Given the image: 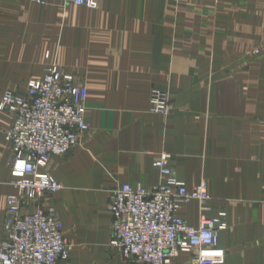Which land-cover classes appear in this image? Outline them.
Wrapping results in <instances>:
<instances>
[{
	"label": "crops",
	"instance_id": "crops-1",
	"mask_svg": "<svg viewBox=\"0 0 264 264\" xmlns=\"http://www.w3.org/2000/svg\"><path fill=\"white\" fill-rule=\"evenodd\" d=\"M50 64L86 86L89 125L47 167L62 185L50 197L70 244L61 264H136L110 245L108 203L123 183H160V155L187 190L205 182L207 217L225 213L222 264H264V0H0V97ZM152 89L167 115L149 112ZM9 123L0 111V243L16 192ZM177 214L197 227L198 201Z\"/></svg>",
	"mask_w": 264,
	"mask_h": 264
},
{
	"label": "built area",
	"instance_id": "built-area-1",
	"mask_svg": "<svg viewBox=\"0 0 264 264\" xmlns=\"http://www.w3.org/2000/svg\"><path fill=\"white\" fill-rule=\"evenodd\" d=\"M64 1L88 4V0ZM86 100V86L56 64L45 67L41 78L31 79L23 94L6 90L1 95L0 111L10 116L4 139L16 192L5 199L0 264H61L69 258L63 223L50 203L62 185L47 167L51 157L72 152L89 129ZM169 110L167 93L152 89L149 112L165 116ZM152 164L161 175L157 185L123 183L114 189L108 203L110 245L136 264H222L226 251L218 246V234L228 225L224 212L206 216L211 197L205 182L187 190L166 155L155 157ZM190 200L199 204L197 227L177 214L181 203ZM181 255L186 258L175 261Z\"/></svg>",
	"mask_w": 264,
	"mask_h": 264
},
{
	"label": "rangeland",
	"instance_id": "rangeland-1",
	"mask_svg": "<svg viewBox=\"0 0 264 264\" xmlns=\"http://www.w3.org/2000/svg\"><path fill=\"white\" fill-rule=\"evenodd\" d=\"M69 244V243H68ZM69 249H70V244H69Z\"/></svg>",
	"mask_w": 264,
	"mask_h": 264
}]
</instances>
